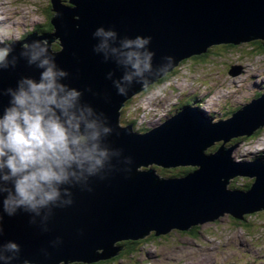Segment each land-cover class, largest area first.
I'll use <instances>...</instances> for the list:
<instances>
[{
	"label": "water",
	"instance_id": "95a60500",
	"mask_svg": "<svg viewBox=\"0 0 264 264\" xmlns=\"http://www.w3.org/2000/svg\"><path fill=\"white\" fill-rule=\"evenodd\" d=\"M50 3L52 32L40 37L31 33L24 41L0 45L10 46L9 60H17L15 67L0 70V89L15 87L21 76L39 79L42 69L28 65L20 53L25 44L44 39L57 65L69 73L64 82L80 89L82 100L102 112L114 129L106 143L120 155L112 158L114 167L106 171L105 179H90L92 191L73 188V204L53 208L46 221L37 216L30 223V215L22 211L4 216L0 244L12 240L20 245L14 264H94L116 256L118 243L144 239L151 231L156 236L171 229L188 232L224 213L242 219L244 214L264 210V161L235 162L230 154L237 144L225 147L231 139L251 136L264 127V95L216 124L188 108L145 133L119 123L126 102L181 61L213 45L264 42V0ZM100 26L117 31L116 43L124 37H151L148 47L155 53L154 71L145 74L144 83L134 82L126 95H119L112 84L124 67L93 51L98 38L92 33ZM54 44L59 49L54 50ZM8 99L0 95V111ZM217 142L222 146L206 153ZM152 164L198 170L179 178H161L156 169L139 170ZM237 176L253 179L248 192L228 190ZM57 237L59 242L53 243Z\"/></svg>",
	"mask_w": 264,
	"mask_h": 264
},
{
	"label": "clouds",
	"instance_id": "9594fccd",
	"mask_svg": "<svg viewBox=\"0 0 264 264\" xmlns=\"http://www.w3.org/2000/svg\"><path fill=\"white\" fill-rule=\"evenodd\" d=\"M92 36L98 38L93 51L125 69L112 80L119 95H126L134 82L144 83L145 74L154 71L151 37H124L116 43L117 31L103 26ZM12 51L0 46V70L15 67L16 58L9 60ZM20 55L42 71L39 79L21 76L15 87L0 89V95L9 98L0 111V235L5 215L22 211L35 223L37 216L46 221L53 208L72 205V189L92 191L90 179H105L114 167L112 158L120 155L106 143L114 129L102 112L82 100L80 89L64 82L69 73L57 65L46 41L25 44ZM107 75L112 77L111 72ZM19 254L17 242L0 244V264H14Z\"/></svg>",
	"mask_w": 264,
	"mask_h": 264
},
{
	"label": "rangeland",
	"instance_id": "374dc122",
	"mask_svg": "<svg viewBox=\"0 0 264 264\" xmlns=\"http://www.w3.org/2000/svg\"><path fill=\"white\" fill-rule=\"evenodd\" d=\"M49 1L0 0V45L24 41L31 33H37V37L43 35L35 27L48 24ZM248 44L229 48L223 54H210V58L197 56L218 46L213 45L198 53L197 59L181 61L157 85L126 102L121 109L120 125L124 127L136 121L139 129L153 130L169 118L164 115H172L171 111L184 103L196 106L200 113L212 118V124L231 118L237 109L264 93V53H255ZM235 144L232 156L236 161L264 157V131L254 139H231L226 146ZM220 145L217 142L206 153L214 152ZM152 167L156 165L142 166L139 170ZM185 168H191L192 172L198 169ZM157 169L161 178L176 174H162ZM251 181L237 176L230 181L228 190L241 191L232 186L237 183L240 188V184L249 185ZM198 227V231L194 227L188 232L171 229L157 238L151 237L155 233L151 231L143 243L131 247L132 252L126 251L123 259L110 264H264V210L244 214L242 219L224 213ZM124 242L136 241L121 243Z\"/></svg>",
	"mask_w": 264,
	"mask_h": 264
},
{
	"label": "trees",
	"instance_id": "16d2710c",
	"mask_svg": "<svg viewBox=\"0 0 264 264\" xmlns=\"http://www.w3.org/2000/svg\"><path fill=\"white\" fill-rule=\"evenodd\" d=\"M63 1V0H61ZM69 1V0H68ZM50 3V1H49ZM51 12V3H50V10ZM49 13V12H47ZM51 15V16H50ZM53 14L52 12L48 14V24L44 23L42 25H39V26H36L35 27V31H38L39 33H50L53 31V28L52 26L50 25V20L52 18ZM222 45V46H221ZM221 45H218V46H213L211 47V50L210 51H207L205 52L204 54H200V55H197L198 57H203V58H210V54L213 55V54H216L217 53H225V51H227L229 48H233V47H236L238 45H228V44H221ZM249 47L251 48L252 51H254L255 53H264V42L261 41V40H255V41H251L249 42ZM53 49L54 50H57L59 49V47L57 46V44H54L53 45ZM210 49V48H209ZM208 49V50H209ZM250 53V52H249ZM197 56H193L194 58L193 59H197ZM171 74V73H170ZM132 125H133V128L136 130L139 131V128L137 127V122H130ZM130 124V125H131ZM135 126V127H134ZM136 131V132H138ZM146 131V130H145ZM144 130H141V133H144L145 132ZM264 131V127L258 129L254 134H252L251 136H246L242 139H247V138H250V139H254L255 137H257L258 135H260L262 132ZM218 148V147H217ZM217 148L215 150H217ZM215 152V151H214ZM262 156V155H261ZM261 159H264V157H261ZM153 169H156L158 168L157 170L160 172V173H176V174H173V175H169L170 177L169 178H173V177H183L185 174L189 173V172H192L191 168H177V169H174V168H171V169H165V168H161V167H152ZM250 183V182H249ZM236 185H239V184H234L232 187L235 188V189H239L241 190L242 192H248L250 190V186H251V183L248 185H241L240 184V188L237 187ZM254 215H257V214H253L251 216H254ZM197 231L199 229V227L196 228ZM194 230V229H193ZM153 236H151L152 238H157L158 236L152 234ZM145 239H141V240H138L136 242H124V243H119L117 244L118 247L120 248V250L118 251L117 255L114 256L113 258L111 259H108L106 261H102L103 263H107V264H110L112 261H119L121 259L124 258V254L126 251V253H129V252H132V248L131 247H135V245L139 244V243H143ZM131 244V246H130ZM70 264H81V263H77V262H72Z\"/></svg>",
	"mask_w": 264,
	"mask_h": 264
},
{
	"label": "bare ground",
	"instance_id": "6f19581e",
	"mask_svg": "<svg viewBox=\"0 0 264 264\" xmlns=\"http://www.w3.org/2000/svg\"><path fill=\"white\" fill-rule=\"evenodd\" d=\"M264 81V80H263ZM244 106H246V105H244ZM244 106H241V107H244ZM183 109H186V108H183ZM182 109V110H183ZM181 110V111H182ZM205 115V114H204ZM222 122H224V121H222ZM241 145V144H240ZM239 147V146H238ZM218 149V148H217ZM233 150H234V148H233ZM233 150L231 151V154H230V157L232 158V160H234V158H233V156H232V154H233ZM257 160H260L261 159V157H258V158H256ZM262 161H264V159H262ZM242 162H245V163H247L248 161H241V163ZM198 170V169H197ZM174 230H178V229H174Z\"/></svg>",
	"mask_w": 264,
	"mask_h": 264
}]
</instances>
